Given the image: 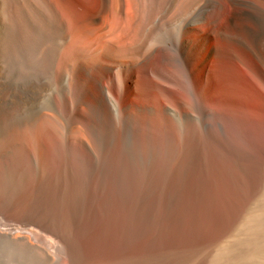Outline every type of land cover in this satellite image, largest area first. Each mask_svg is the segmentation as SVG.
<instances>
[{
	"label": "bare ground",
	"instance_id": "6f19581e",
	"mask_svg": "<svg viewBox=\"0 0 264 264\" xmlns=\"http://www.w3.org/2000/svg\"><path fill=\"white\" fill-rule=\"evenodd\" d=\"M263 16L264 0H0V116L42 102L0 137V240L47 264L43 237L80 264L70 221L87 264H121L148 191L138 137L158 117L178 130L224 82L230 95L232 80L260 79L249 23Z\"/></svg>",
	"mask_w": 264,
	"mask_h": 264
},
{
	"label": "rangeland",
	"instance_id": "374dc122",
	"mask_svg": "<svg viewBox=\"0 0 264 264\" xmlns=\"http://www.w3.org/2000/svg\"><path fill=\"white\" fill-rule=\"evenodd\" d=\"M249 24L251 34L264 38V16ZM227 87L201 96L205 108L194 119L182 117L178 130L172 118L158 117L150 135L138 137L135 171L148 191L136 209L134 246L123 248L121 264H264V75L232 80L230 95ZM41 103L15 104L7 118H29ZM7 118L0 116V137ZM4 218L0 213V223ZM66 228L76 258L87 264L90 251L77 226L69 221ZM34 244L50 253L47 264H62L47 239ZM0 264L39 263L0 240Z\"/></svg>",
	"mask_w": 264,
	"mask_h": 264
}]
</instances>
